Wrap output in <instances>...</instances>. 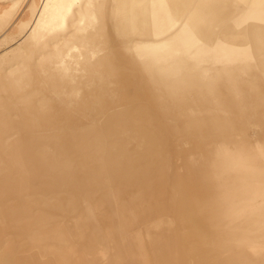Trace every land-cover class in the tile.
<instances>
[{"label": "rangeland", "instance_id": "374dc122", "mask_svg": "<svg viewBox=\"0 0 264 264\" xmlns=\"http://www.w3.org/2000/svg\"><path fill=\"white\" fill-rule=\"evenodd\" d=\"M196 1L214 0L187 1L181 22L171 0H143L151 41L136 35L123 43L121 12L110 10L118 0H53L55 15L43 24L36 20L50 0H0V112L15 110L12 119L23 127L30 125L27 116L19 121L15 112L67 125L81 119L98 127V116L158 99L161 105L151 103L148 114L167 139L153 147L154 160L137 152L149 149L146 142L105 140L103 165L111 160L109 151L119 149L123 159L148 166L146 174L105 173L95 188L83 175L81 181L68 179L74 184L29 175L27 189L19 188L15 196L0 188V264L6 250L14 256L35 247L51 251L58 244L66 262L69 230L84 218V208L104 218L106 204L115 210L117 202L131 204V215L156 214L168 221L170 264H264V66L248 61L253 77L233 82L218 76L215 67L199 64L194 53L212 45L186 23ZM224 1L214 15L229 16L228 23H239L237 30L248 37L253 26L263 27L252 17L260 13L253 11L259 0ZM111 37L120 42L111 43ZM59 101L65 105L57 107ZM232 102L243 105L235 108ZM60 126L59 132L69 134ZM142 128L132 124L116 132L133 136ZM199 131L220 139L202 138ZM24 134L22 128L15 132L19 150ZM69 161L71 173L84 162L81 156ZM6 171L0 161L5 177ZM19 179L24 180L11 178Z\"/></svg>", "mask_w": 264, "mask_h": 264}, {"label": "bare ground", "instance_id": "6f19581e", "mask_svg": "<svg viewBox=\"0 0 264 264\" xmlns=\"http://www.w3.org/2000/svg\"><path fill=\"white\" fill-rule=\"evenodd\" d=\"M50 1L52 3L39 13L36 20L38 24H43L47 21V18L53 17L55 15V13L53 12V9L55 8V2H53V0ZM142 1L143 0H118L116 6L112 5L110 7V10H112V12H121L120 16H117V22L119 25V31L125 35V38L122 40L123 43L135 40L136 35L137 38H140L138 39V41L142 40L144 41V43L151 41V37L149 36L150 32L148 31V22L146 21L147 15H145L143 4L144 2ZM171 1L173 3L174 16L182 22L183 4L191 0ZM235 1L244 2L245 0ZM224 3H226V1L224 0H214L206 2L201 1V3L199 1H196L195 4L191 5L192 8H190V11H196L194 14L188 15V21H186V23L190 25L191 28L196 29V33L202 38V40H205V42L212 45V48H208V50L201 48L197 49V51L194 53V56L200 61L199 64H207L215 67L217 69V75L225 78V80H231L233 82L245 81L250 77H253L254 75L252 74V71L248 69L247 63L256 60L257 62H259V65L264 66V0H259L256 3V7L253 9L254 12H260V15L258 13V15H252L253 18H259L258 22L260 23V25H263V27L255 28L253 26L250 31V37L245 34L244 30H237L239 23L234 25L228 23V20L226 18H228L229 16H221V14L214 15L212 13L213 11L222 8ZM234 7L235 6H233V8ZM199 11L201 12V14H198L200 13ZM128 13H132L133 15H129ZM132 17H135V20L132 19ZM231 18L232 17L230 16V19ZM79 25H81V22L78 23V26ZM113 40L114 39L111 37V43L116 44L120 42ZM182 45L183 43L181 44V46ZM102 59L105 60V58ZM61 64L60 66L62 67ZM65 65L66 64H64L63 67ZM228 66H233V68L230 69L228 68ZM91 67H94V65ZM66 73L68 74V72ZM204 73L206 75H211L210 70H206L204 71ZM64 75L66 74L64 73ZM143 76L145 77H143L142 79L147 77V75ZM235 102H232L231 104ZM151 103L155 105L157 104L158 106L161 105V102L158 99H153L147 103L137 104L133 108H119L120 110L115 111L110 116H98L99 118L97 119V122L100 124V126L98 127L89 126L90 122H85L81 119H74L71 121L70 125H67V123H61L62 121L58 119L52 120L51 122H45L44 120L36 117H33L31 119L29 118L32 114V112L30 111H24L23 113L15 112L16 114L14 115H18L19 121L21 117H23L21 115L25 114L27 116L25 117V120L28 119L27 121L30 123V125L23 127L21 123H18L17 121H14L12 119L14 117L13 112L15 110H3V112H0V161L3 162L4 168L7 170V177L3 176L2 172H0V188L8 191L7 193L15 196L17 194L16 191L19 188H22V190L27 189V182L25 180L29 175L32 177L40 178L62 177L63 179L67 180V183H69L68 179L75 180V182H77L78 180L81 181L82 179L80 177H82L83 175L88 178L89 181H91L90 183L93 184L91 186H94L95 188V185L97 184L96 178L99 176L101 178V175L105 173H112V175L118 173L122 174L123 172H128L131 174L149 173L150 168L148 166L141 168L135 165L136 163L133 162L134 160L130 161L128 159H123L125 157V152L119 149H111L109 151V157L111 160L106 167V164L103 165V163L106 162L103 161L104 159L102 155V146L105 143V140L122 141L129 139L139 142H146V144L149 145V149L144 152H137H140L139 155L142 158L150 156L151 159L154 160L157 155L156 153H154L155 150H153V147L161 143L163 144L167 141V139H165V135L162 132V129L153 126L157 123V121L148 114ZM60 105L65 104L61 101L57 102V107ZM240 105H243V103H235L233 104V107L238 108L240 107ZM94 121V124H96V120ZM217 121L218 120H216V122ZM223 123L227 124L229 123V121L225 119ZM61 124H63V127H66V129L69 130V134H64L63 132L61 133L58 131V128L61 127ZM132 124L143 125L140 134L133 136L126 133L117 134L116 130L118 128ZM21 128L25 134L22 144V150H19L13 139L15 136V132L18 129L21 130ZM50 129H52L53 131L49 132ZM163 130L165 132L166 129ZM226 131L227 130L225 128V132ZM198 136L209 139L211 141L213 139H220L218 138V136L217 138H215L216 136L214 137L213 135L203 133L201 131L198 132ZM5 140H8L9 145L5 144ZM77 156L83 157L84 162H82V165L78 172L71 173L67 168L68 165L72 163L69 160L72 157L76 159ZM14 177H20L24 180H11V178ZM85 177L83 179H85ZM132 178L135 179L133 176ZM72 183L74 184L73 181ZM82 183L85 182L82 181ZM53 185L58 187L64 184L60 182H53ZM86 188L88 189L89 187ZM16 264H20V260H17Z\"/></svg>", "mask_w": 264, "mask_h": 264}, {"label": "crops", "instance_id": "0c3cea01", "mask_svg": "<svg viewBox=\"0 0 264 264\" xmlns=\"http://www.w3.org/2000/svg\"><path fill=\"white\" fill-rule=\"evenodd\" d=\"M110 205L104 208L107 211L104 218L92 211L93 208H84V218L75 221L73 230H69L66 262L61 260L58 244L52 245L51 251L35 247L32 251L15 252L14 256L12 251L8 256L6 250L4 264H12L17 259L20 264L171 263L172 237L169 230H165L167 220L156 218V214L131 215L129 203L117 202L115 210Z\"/></svg>", "mask_w": 264, "mask_h": 264}]
</instances>
